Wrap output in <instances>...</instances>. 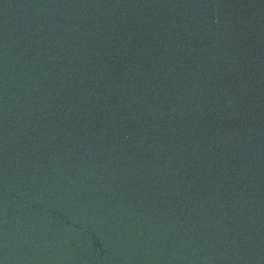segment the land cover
<instances>
[{
  "label": "water",
  "instance_id": "water-1",
  "mask_svg": "<svg viewBox=\"0 0 264 264\" xmlns=\"http://www.w3.org/2000/svg\"><path fill=\"white\" fill-rule=\"evenodd\" d=\"M0 264H264V0H0Z\"/></svg>",
  "mask_w": 264,
  "mask_h": 264
}]
</instances>
